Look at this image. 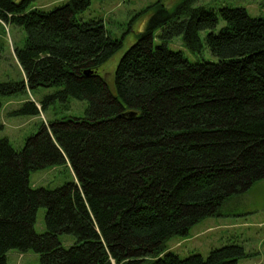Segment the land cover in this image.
<instances>
[{"label":"trees","instance_id":"obj_1","mask_svg":"<svg viewBox=\"0 0 264 264\" xmlns=\"http://www.w3.org/2000/svg\"><path fill=\"white\" fill-rule=\"evenodd\" d=\"M31 1L0 0V19L26 33L15 51L25 79L0 82V96L58 87L18 113L40 114L55 98L88 107L84 116L43 122L20 150L0 137V264L12 249L34 250L40 264H238L248 257L230 243L207 257L181 258L167 242L264 179V17L245 7L194 6L197 0L168 9L158 0L109 83L103 67L124 39L112 37L102 18L78 17L91 0L51 10H29ZM178 35L190 51L206 45L218 60L192 62L169 48ZM59 164L71 168L72 181L31 186V172ZM40 207L43 233L35 229ZM62 234L74 243L65 246Z\"/></svg>","mask_w":264,"mask_h":264},{"label":"rangeland","instance_id":"obj_2","mask_svg":"<svg viewBox=\"0 0 264 264\" xmlns=\"http://www.w3.org/2000/svg\"><path fill=\"white\" fill-rule=\"evenodd\" d=\"M20 1V0H15ZM68 0H32L29 10L40 8L51 10ZM158 0H91L87 9L78 14L82 20L102 18L114 38L124 39V47L103 67V74L112 83L114 69L124 51L133 44L141 32L148 27L151 11L144 12ZM181 0H162L172 9ZM194 6H205L219 10L223 6L245 7L250 15L264 17L262 0H197ZM224 25L221 20L215 31ZM158 32V31H157ZM209 30L200 33L204 40ZM26 33L20 26L0 19V82H21L25 79L15 51L23 47ZM169 48L181 50L192 62L217 61L218 58L204 45L201 52L190 51L182 35L168 42ZM58 87H37L25 89L13 95L0 96V137L7 138L12 146L20 150L26 138L38 131L40 125L63 117H81L86 113L88 101L71 97L68 101L55 98L40 114H20L27 101H41L46 95L58 91ZM74 178L71 168L66 164L49 166L31 172L32 187L55 189ZM46 208L37 212L35 229L38 233L46 231ZM65 246L74 243L70 234L60 235ZM237 243L244 246L248 257L238 260V264H264V179L253 184L247 191L228 197L219 209V214L208 216L193 225L186 236L173 235L167 242L168 250L186 258L194 254L207 257L209 253L223 245ZM7 264H40V254L34 250L21 252L12 249L7 254Z\"/></svg>","mask_w":264,"mask_h":264}]
</instances>
